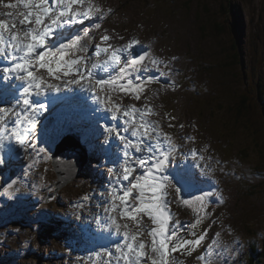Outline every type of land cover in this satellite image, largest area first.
Wrapping results in <instances>:
<instances>
[{"label":"rangeland","instance_id":"rangeland-1","mask_svg":"<svg viewBox=\"0 0 264 264\" xmlns=\"http://www.w3.org/2000/svg\"><path fill=\"white\" fill-rule=\"evenodd\" d=\"M8 2L16 0H4ZM93 3L103 10L97 13L103 18L89 19L73 30L90 29L84 41L89 46L86 55L94 60L97 45L108 47L101 42L105 34L111 38L109 45L116 42L120 47L138 39L140 44L127 54L131 58L142 54V67L151 71L133 76L159 81L147 84L138 101L118 92L113 94V102L138 108L149 104L159 114L149 119L158 121L173 136L181 152L194 149L205 157L203 162L187 161L191 172L202 163L211 170L207 176L203 168L198 175L192 173L202 181L200 189L215 194L210 205L215 202L218 208L207 209L210 215L195 229L206 232L197 250L191 256H176L184 264H264V0ZM6 10L10 11L0 7V13ZM152 59L164 61L168 67L161 64L157 69ZM38 74L48 79L45 70ZM73 87L80 90L82 100L87 99L88 91ZM99 94L103 100L105 93ZM89 97L95 101L93 93ZM77 98L76 108L62 105L69 112L58 114L56 123L41 129L37 125L33 135L43 152L32 150L23 164L15 146L5 154V163L0 165V264H104L107 257L96 260L94 254L104 249L114 252L116 244L123 243L100 229L106 222L100 205L106 197L107 174L109 168L122 163L121 149L115 140L105 143L97 137L109 135L102 132L106 124L107 128H120L123 120L111 122L100 104V108L88 107L96 119L90 117V111L83 115L87 104ZM89 105L94 104L89 101ZM169 115L175 117L171 121L174 127H168ZM109 147L112 167L108 154L105 156ZM12 180L17 181L19 191L9 196L4 187ZM221 195L223 201L219 202ZM84 196L90 199L84 200ZM171 213L170 226L180 225L183 233L197 215L193 207L176 203L171 205ZM144 226H151L146 219ZM214 240L219 255H206ZM253 249H258L255 256Z\"/></svg>","mask_w":264,"mask_h":264},{"label":"snow or ice","instance_id":"snow-or-ice-1","mask_svg":"<svg viewBox=\"0 0 264 264\" xmlns=\"http://www.w3.org/2000/svg\"><path fill=\"white\" fill-rule=\"evenodd\" d=\"M0 7L10 10L0 13L6 17L0 19V60L5 62V66L0 67V83L14 99L0 107V165L5 163L6 149L12 150L10 146L25 153L30 149L44 151L33 135L40 111L47 109L40 97H46L49 92L71 91L77 85L82 87L93 93L95 101L105 112L111 113L113 121L123 118L125 133L122 135L118 128L105 129L109 135L118 137L123 151L122 163L117 168H109L106 197L100 205L106 220L100 225L101 231L121 238L123 243H117L114 252L108 249L96 252V260L107 257L104 264H184L176 254L191 256L204 241L206 232L197 233L195 229L210 215L207 208L210 197L215 194L198 187L202 181L187 164L189 159L203 162L205 157L194 149L181 152L173 136L164 132L158 121L149 119L159 115L149 104L138 108L113 102V94L118 92L131 94L138 101L145 85L159 83L154 78L140 83L133 77V73L139 76L151 71L142 67L144 56L139 59L125 56L140 41L132 39L111 51V46L97 45L93 50L95 57L104 54L105 59H97L89 65L93 57L86 55L89 46L84 41L90 29L79 33L72 30L89 19L103 18L96 16L103 10L93 0H16L15 3L0 0ZM94 26L99 28L100 24ZM110 39L105 34L101 42L107 44ZM151 64L157 69L161 64L168 67L167 63L156 59H152ZM41 69L47 72L48 79L38 74ZM111 70L117 74L112 76ZM100 71L108 72L109 77L100 76ZM98 92L105 93L103 100ZM174 119L168 116V127H174L171 123ZM198 166L204 169L206 176L210 175L207 164ZM16 184L17 181H10L4 192L10 196L13 191H19ZM198 191L203 194L197 195ZM186 195L191 199H186ZM83 199L90 198L84 196ZM218 201H223L222 195ZM173 203L193 207L197 212L195 222L187 226V235L180 225L170 226ZM145 219L150 227L144 226ZM216 235L218 237L219 233ZM145 236L149 239L145 240ZM212 243L206 255H219L214 247L217 241Z\"/></svg>","mask_w":264,"mask_h":264},{"label":"bare ground","instance_id":"bare-ground-1","mask_svg":"<svg viewBox=\"0 0 264 264\" xmlns=\"http://www.w3.org/2000/svg\"><path fill=\"white\" fill-rule=\"evenodd\" d=\"M6 13L8 12L7 10L5 11ZM2 19H4V18H2ZM116 45V47H119V45H117V43L116 42H112V45H109L108 43H107V45L106 46H111V47H113V46H115ZM115 48V47H114ZM111 50V49H110ZM104 55V54H103ZM0 62H1V65H0V67H4L5 66V62L3 61V60H0ZM109 74V73H108ZM72 88H74V87H72ZM75 89V88H74ZM79 89L77 90V89H75V91H74V95H70V97L66 100V104H68L67 105V107L68 108H70L71 106H74L75 105V102H76V98L78 99V100H80L81 102L83 101V100H85V98L82 100L81 98L82 97H80V95H79ZM77 93V94H76ZM41 98H43V97H41ZM43 99H45V98H43ZM8 101H12V94L11 93H9L8 91H6L5 89H4V87H3V84L2 83H0V102L2 103V105H0V107H5V106H7V103L6 102H8ZM42 101V100H41ZM89 101H92L93 102V104H95V101H93V98L92 97H90L89 98ZM88 101V102H89ZM90 106V105H89ZM75 108H76V106H74ZM91 107V106H90ZM86 110H88V107L86 108ZM86 110H84V111H81V113L83 114V115H85L87 112L89 113V111L91 112V110H88V111H86ZM90 114V113H89ZM79 116V115H78ZM108 116V115H107ZM107 116H105L104 115V117L106 118ZM44 117V115H41L40 116V119L41 118H43ZM72 120V119H71ZM71 120H69V122H71ZM103 120V119H102ZM45 122V121H44ZM47 122V121H46ZM51 122H53V120H50L49 122H48V124L49 123H51ZM74 122H76V120L75 119H73V123ZM122 124V123H121ZM113 128H118V129H120V128H122V127H118V125H117V127H113ZM125 133H123V135H124ZM88 135H90V133L88 134ZM77 136V135H76ZM84 136H86V135H84ZM78 138V137H77ZM119 147H121L120 146V144L119 143H116ZM91 148V147H90ZM100 148V147H99ZM101 149V148H100ZM18 150V149H17ZM16 150V151H17ZM93 150L95 151L96 149H94L93 148ZM80 151V150H79ZM18 152V151H17ZM98 162V161H97ZM99 163V162H98ZM15 171V169H13V171L12 172H14ZM149 225V224H148ZM105 234H106V232H105ZM260 254V253H259Z\"/></svg>","mask_w":264,"mask_h":264},{"label":"trees","instance_id":"trees-1","mask_svg":"<svg viewBox=\"0 0 264 264\" xmlns=\"http://www.w3.org/2000/svg\"><path fill=\"white\" fill-rule=\"evenodd\" d=\"M178 206H181V205H178ZM195 219H196V217H195ZM195 219H194V221H193V223L195 222ZM184 235H187V231H185L184 230V233H183ZM189 238H191V237H189ZM257 252H258V249H253V252H252V255L253 256H255L256 254H257ZM263 256H264V251H263ZM264 260V258H262V261ZM255 262H256V259H255ZM257 263V262H256Z\"/></svg>","mask_w":264,"mask_h":264},{"label":"water","instance_id":"water-1","mask_svg":"<svg viewBox=\"0 0 264 264\" xmlns=\"http://www.w3.org/2000/svg\"><path fill=\"white\" fill-rule=\"evenodd\" d=\"M79 142V140H77Z\"/></svg>","mask_w":264,"mask_h":264}]
</instances>
